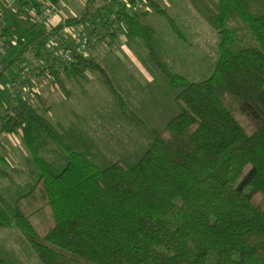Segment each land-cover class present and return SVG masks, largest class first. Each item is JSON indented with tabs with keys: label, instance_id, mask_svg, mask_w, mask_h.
Masks as SVG:
<instances>
[{
	"label": "trees",
	"instance_id": "1",
	"mask_svg": "<svg viewBox=\"0 0 264 264\" xmlns=\"http://www.w3.org/2000/svg\"><path fill=\"white\" fill-rule=\"evenodd\" d=\"M140 1L136 14L137 0H87L80 17L50 31L34 23L6 48L3 71L33 55L66 93L64 80L95 72L111 97L107 120L133 134L101 144L0 89V134L21 135L30 168L18 182L0 157V230L20 233L39 264H264V0H187L218 38L198 80L168 63L145 22L152 12L183 40L174 20L158 0ZM65 27L138 40L151 81L114 79L85 56L50 65L35 43ZM0 264L20 262L0 246Z\"/></svg>",
	"mask_w": 264,
	"mask_h": 264
},
{
	"label": "rangeland",
	"instance_id": "2",
	"mask_svg": "<svg viewBox=\"0 0 264 264\" xmlns=\"http://www.w3.org/2000/svg\"><path fill=\"white\" fill-rule=\"evenodd\" d=\"M55 5L65 15L78 18L85 10V0H53ZM87 1V0H86ZM182 33L183 40L177 39L167 23L159 16L149 12L145 22L151 25L162 40L168 63L178 72L190 80H198L207 76L209 68L217 55L218 38L213 29L195 12L187 0H158ZM44 4L49 2H43ZM47 5V4H46ZM146 7L139 4L133 10L140 14ZM83 28V27H81ZM77 34H80L78 30ZM49 41L42 38L35 43V48L47 53ZM88 56L109 70L111 77L126 81L132 75L142 85L151 81V76L145 70L143 58L145 56L141 43L136 39H129L119 32L116 40L110 42L108 38L97 35L94 44L88 49ZM8 61L11 60L9 56ZM33 55H26L16 63H12L0 75V89L18 76L20 70L30 66L38 72L33 78V85L37 87V94L28 93L23 98L38 106L42 114L58 129H65L70 124H80L89 134H92L101 144L116 148L119 141L128 139L133 133L124 124H110L107 114L111 106V97L99 76L88 71L77 81H65L68 93L53 86L52 79L45 76L41 64ZM41 70V71H40ZM4 78L1 81V77ZM133 98L140 95L126 84ZM130 89V90H129ZM3 94L5 92L2 91ZM6 104H4L5 108ZM12 107V104L9 106ZM3 108V109H4ZM0 109V112L3 110ZM128 135V136H127ZM0 150L7 165L5 169L14 179L21 182L30 172L27 164L29 154L25 149L21 135L0 134ZM0 246L10 251L20 264H39L36 258L26 248L24 239L15 229L0 230Z\"/></svg>",
	"mask_w": 264,
	"mask_h": 264
},
{
	"label": "built area",
	"instance_id": "3",
	"mask_svg": "<svg viewBox=\"0 0 264 264\" xmlns=\"http://www.w3.org/2000/svg\"><path fill=\"white\" fill-rule=\"evenodd\" d=\"M26 0H14V11L16 16L19 19L25 18L24 7L19 5L25 3ZM122 2L123 0H118ZM142 1L137 0L136 7H139V4ZM58 14L57 8L53 4L41 5L38 9V12H32L29 14L32 17L33 23L42 24L43 22H51ZM96 36H88L86 33L80 32V34L72 35L67 41V45L63 46L62 43H50L48 49V56L50 57V65L58 67L60 64L70 65L73 63L79 56H88V49L94 44ZM5 43L12 44L11 36H2L0 32V75L3 72V59L6 57V48ZM43 73L45 71V64L41 66ZM41 71V70H40ZM38 72H35L33 67L27 66L20 70L18 76L13 78L9 83L2 88L3 92L9 97H14L17 93L21 97H24L28 93L37 94V87L33 85V78L37 75Z\"/></svg>",
	"mask_w": 264,
	"mask_h": 264
},
{
	"label": "crops",
	"instance_id": "4",
	"mask_svg": "<svg viewBox=\"0 0 264 264\" xmlns=\"http://www.w3.org/2000/svg\"><path fill=\"white\" fill-rule=\"evenodd\" d=\"M43 2H49V4H51L50 2H54V1L53 0H26L25 1L26 5L24 6V10L26 12L25 18L19 19L16 16V13L14 11V6H13L14 0H0V32L4 33L5 36L7 37L11 36L12 42L20 39L26 27L34 24L32 17L29 14L31 13V11L38 12L39 7L41 5H45ZM83 3L86 5V0ZM57 10H58V14L51 22H43L42 24H39V27L50 31V30L56 29L59 26H61L65 22V20L70 19V18H75L71 15L69 16L65 15V13L60 11L58 8ZM78 30L81 32L83 28L65 27L61 31L57 32L56 35L52 36L51 38H46V39H48L49 41L51 40V43L58 44L65 40L68 41L72 35L77 34ZM5 45L8 47L10 44L5 43ZM37 51H40V50H37ZM40 52L43 53L42 51ZM43 54H46V53H43ZM4 76L5 75L1 77V81L4 78Z\"/></svg>",
	"mask_w": 264,
	"mask_h": 264
},
{
	"label": "bare ground",
	"instance_id": "5",
	"mask_svg": "<svg viewBox=\"0 0 264 264\" xmlns=\"http://www.w3.org/2000/svg\"><path fill=\"white\" fill-rule=\"evenodd\" d=\"M11 46V45H10Z\"/></svg>",
	"mask_w": 264,
	"mask_h": 264
}]
</instances>
